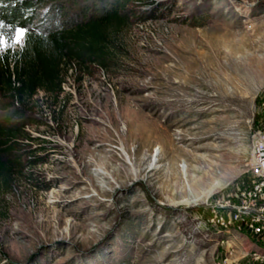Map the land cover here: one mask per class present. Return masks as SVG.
Segmentation results:
<instances>
[{
    "label": "rangeland",
    "instance_id": "rangeland-1",
    "mask_svg": "<svg viewBox=\"0 0 264 264\" xmlns=\"http://www.w3.org/2000/svg\"><path fill=\"white\" fill-rule=\"evenodd\" d=\"M129 7L143 18L110 36L112 66L76 64L58 96L39 90L20 105L39 158L0 192V264H250L264 249L208 221L249 176L264 127V0ZM235 64L251 68L253 90ZM133 118L168 134L141 168L138 138L126 146L118 133L138 127ZM215 182L209 198L196 186Z\"/></svg>",
    "mask_w": 264,
    "mask_h": 264
},
{
    "label": "trees",
    "instance_id": "trees-1",
    "mask_svg": "<svg viewBox=\"0 0 264 264\" xmlns=\"http://www.w3.org/2000/svg\"><path fill=\"white\" fill-rule=\"evenodd\" d=\"M136 2L0 0V192L38 163L32 154L36 137L27 129L35 119L20 105L39 90L58 96L64 75L76 64L112 66L110 36L132 18H143L129 7ZM18 28L26 36L23 49L14 53Z\"/></svg>",
    "mask_w": 264,
    "mask_h": 264
},
{
    "label": "built area",
    "instance_id": "built-area-1",
    "mask_svg": "<svg viewBox=\"0 0 264 264\" xmlns=\"http://www.w3.org/2000/svg\"><path fill=\"white\" fill-rule=\"evenodd\" d=\"M264 120V100L261 105ZM229 202L208 221L220 228L237 226L264 248V127L255 135L249 176L233 186ZM250 264H264V249L250 252Z\"/></svg>",
    "mask_w": 264,
    "mask_h": 264
},
{
    "label": "bare ground",
    "instance_id": "bare-ground-1",
    "mask_svg": "<svg viewBox=\"0 0 264 264\" xmlns=\"http://www.w3.org/2000/svg\"><path fill=\"white\" fill-rule=\"evenodd\" d=\"M231 72L233 74H236L237 76L239 75V76H241V78H243L244 81L242 83H240V85H241V87H242L243 90H245V91L253 90V82H252V76H253V74L251 72V68H249L247 65H244V64H235L234 67L231 68ZM233 79H234V75H233ZM239 89H241V88H239ZM135 121H136V123L138 122L137 119L134 120V118H133L132 121H131V119L130 120L128 119L127 122L133 123ZM139 122H138L139 125L137 124L138 127H136L135 129L134 128H130L128 130V132H126V133H122L119 130V128H118V133H119L120 138L123 140V143L125 145L126 144H129L130 141L133 140V137L138 138V140H137V146H135L136 148L134 147L135 148V153L134 154L137 155L136 160L140 162V165L139 166L141 168L142 161H145V158L148 157V156L151 159L150 162L152 164H154V162L156 161L157 157L161 154L162 148H161V146H157L156 149H153L152 150V146H153V144L155 142H159V141H162V142L163 141L164 142L166 141L167 142L168 141V137H167L168 134L162 128H160L158 125L150 126V125L142 124V123H139ZM126 146H128V145H126ZM173 146H174V144H173ZM128 153H130V154L133 155V152L131 151L130 148H129ZM140 155L143 158H139ZM93 158L94 159L91 160L92 162H94V160L96 159L100 164L102 163L100 158H97L95 156ZM159 158L160 157H158V159ZM175 174H177L178 177L179 176H182V174L181 173H178V171H175L174 172V175ZM171 176H173V175L171 174ZM172 183H174V182H172ZM182 183H183V181H182ZM183 185H184V183H183ZM210 185L207 186V187H209L208 189H206L205 187H203L202 185H199V184L196 185V186H197L198 190L199 189H200V191L202 189L204 190L203 197L209 198L215 192H217L219 189H221L222 183L215 182L211 186ZM196 186L194 185V187H196ZM175 189H176V186H175ZM197 201L198 200L189 201V202H197Z\"/></svg>",
    "mask_w": 264,
    "mask_h": 264
},
{
    "label": "snow or ice",
    "instance_id": "snow-or-ice-1",
    "mask_svg": "<svg viewBox=\"0 0 264 264\" xmlns=\"http://www.w3.org/2000/svg\"><path fill=\"white\" fill-rule=\"evenodd\" d=\"M3 25L0 24V27H2ZM26 36V30L23 28H18L15 31V35H14V39L17 43H22L24 38Z\"/></svg>",
    "mask_w": 264,
    "mask_h": 264
}]
</instances>
